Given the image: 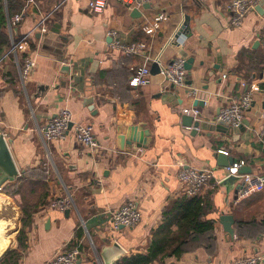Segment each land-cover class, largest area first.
<instances>
[{"label":"crops","instance_id":"obj_1","mask_svg":"<svg viewBox=\"0 0 264 264\" xmlns=\"http://www.w3.org/2000/svg\"><path fill=\"white\" fill-rule=\"evenodd\" d=\"M228 1L152 0L129 10L108 0L95 13L90 0H24L22 19L7 29L8 45L0 51L25 38L18 61L11 56L0 64V131L19 172L0 189L1 199L8 187L24 186L14 196L19 221L12 206L15 231L17 221L20 225L15 247L8 249L18 257L12 264H44L77 243L84 254L76 264H104V247L120 245L125 254L118 261L145 255L155 237L187 244L178 258L160 256L151 264H231L251 255L264 260V189L238 199L233 190L240 183L227 190L220 186L228 158L243 161L251 174H264V0H257L260 10L254 8L238 27L230 25ZM44 17L42 31L35 29ZM116 39L144 49L127 56L111 47ZM25 59L34 67L22 84ZM176 59H192L179 89L164 86L159 69ZM140 67L149 69L150 83L130 87ZM252 87L257 90L242 130L207 129L216 124L220 108ZM194 98L204 106L193 107ZM64 108L74 123L91 125L100 155L85 151L72 130L62 140L42 142L38 129ZM184 117L192 119L191 126H184ZM196 121L205 128H195ZM187 167L213 171L196 196L204 208L196 223L211 224L201 235L178 231L188 210L179 205L187 204L181 198L190 197L177 173ZM67 193L74 200L69 212L49 208L52 198ZM126 202L137 206L140 221L112 231L108 212ZM226 215L232 217L233 235L221 221Z\"/></svg>","mask_w":264,"mask_h":264},{"label":"built area","instance_id":"obj_2","mask_svg":"<svg viewBox=\"0 0 264 264\" xmlns=\"http://www.w3.org/2000/svg\"><path fill=\"white\" fill-rule=\"evenodd\" d=\"M108 0H90L88 8L95 13H101L107 6ZM127 9H139L145 4H149L152 0H118ZM257 5V0H229L226 4V10L231 15L230 25L238 27L241 25L243 19L251 12ZM55 11V9H53ZM50 15V14H49ZM162 17L158 18L160 20ZM22 19V13L15 14L8 20V29L12 30ZM47 17H44L36 25L35 29L42 31L43 24ZM153 28L146 29L147 33H151ZM109 35L113 38H117V33L111 31ZM25 45V38L14 43L11 40V44L8 49L0 55V64L7 58L14 56L15 61L17 59V53L23 51ZM113 49L122 51L125 55H135L139 51L144 49L143 44H128L125 45L116 39L111 45ZM184 60L176 59L164 64H159L160 73L163 77V85L166 87H172L173 89H179L184 87L186 70L184 68ZM34 67V61L32 59H25L22 66L19 68V77L22 84L28 80L31 71ZM150 72L147 67H140L136 69L130 78L129 85L133 88L145 87L150 83ZM257 90V87H252L245 92L239 99L231 102L227 107L219 109L218 114L215 117V123H223L230 129L238 128L243 120L244 114L248 108H250L253 101V93ZM195 93L192 94L194 97ZM196 99V98H194ZM186 113L187 110H182ZM69 130L74 132L77 143L88 151L92 155L98 156L101 153L100 146L96 141L92 127L89 123H74L72 121L71 113L68 109H61L58 114L46 121V123L38 129L40 138L43 143H48L52 140H62L65 138ZM226 154L225 151H221ZM245 163L240 161L233 163L226 168L228 176H235L240 179L242 189L238 191L237 198L244 199L258 193L264 189V174H244L238 173L239 169L243 168ZM213 178L212 169H194L183 168L177 173V180L182 187L183 194L187 197L198 196L207 183ZM222 180V181H223ZM239 187V186H238ZM236 198V199H237ZM74 207V201L71 194L67 193L64 197H55L49 201V208L66 211ZM109 228L112 231L119 229L120 227L131 228L136 226L141 218L140 211L137 206L132 202H126L114 211H109ZM84 251L77 243V245L70 250L57 251L48 261L44 264H76L83 256ZM231 264H263V260L260 256L251 255L235 260Z\"/></svg>","mask_w":264,"mask_h":264},{"label":"trees","instance_id":"obj_3","mask_svg":"<svg viewBox=\"0 0 264 264\" xmlns=\"http://www.w3.org/2000/svg\"><path fill=\"white\" fill-rule=\"evenodd\" d=\"M24 0H0V51L8 45V20L22 11ZM187 204H179L184 210L182 217L178 220V231L180 234L186 235L188 233L203 234L211 229V224L196 223L199 210L203 211L200 207L202 202L198 197L181 198ZM16 217L18 216L15 211ZM18 224V221H17ZM197 236V235H196ZM187 239H157L156 237L151 240L145 255H135L133 257H123L115 264H151L160 256H171L178 258L184 252V247L187 244ZM18 241H20L18 239ZM18 257L15 253H9L0 264H12L17 261Z\"/></svg>","mask_w":264,"mask_h":264},{"label":"water","instance_id":"obj_4","mask_svg":"<svg viewBox=\"0 0 264 264\" xmlns=\"http://www.w3.org/2000/svg\"><path fill=\"white\" fill-rule=\"evenodd\" d=\"M255 8L257 10H260L261 7L257 6ZM191 62H192V59L187 60V62L184 64L185 70H189L190 69V63ZM95 64H96V62L94 63L93 67L95 66ZM152 67H153L152 69L154 71L155 65H153ZM216 68H217V66L214 67V69H216ZM63 71L65 73H67L68 68L67 67H63ZM192 105H193V107H203L204 106V102L200 101L199 99H194ZM183 120L185 122L184 126L189 127V126L192 125V119L190 117L189 118L188 117H184ZM242 125H245V123H242L236 129H230L225 124L219 122V123H216L213 127L208 126V125L206 127H207V129L210 128L211 130H216V131L222 132V131H225V130H228V131L229 130L230 131L242 130V128H243ZM193 126L195 128H198V129L200 127L205 128V124L202 121H196L195 123H193ZM194 132L195 131H193V133ZM218 157H219V159H224V155L222 153H218ZM234 162L235 161L232 158H228L227 162L222 163V165L224 167H228V166H231ZM238 173L240 175L251 174V169H250V167H243V168L239 169ZM18 176H19V172L16 169V167H15L13 161H12V158L10 156V153H9V150H8L7 143L5 141L4 135H2L0 133V189L3 186H5V184L16 180ZM237 182L240 183V179L238 177L228 176L223 181H221L220 186L226 188V190H227L228 186L235 185ZM241 189H242V184H240L239 187H236V189L233 190L234 195L237 196L238 191L241 190ZM66 212H69V211H66ZM221 221H222V223L224 225L225 231L227 233H229L230 235H233V230H232V227H231V225L233 223L232 217L229 216V215L222 216L221 217ZM9 252L10 251L8 250L0 258V261L3 258H5L8 255ZM100 254H101V257L103 259L104 264H114L115 262L119 261V260L115 261L114 259H117L120 256H123L125 254V251L120 247V245H118L116 242H114L111 246L104 247ZM263 263H264V260H263Z\"/></svg>","mask_w":264,"mask_h":264},{"label":"bare ground","instance_id":"obj_5","mask_svg":"<svg viewBox=\"0 0 264 264\" xmlns=\"http://www.w3.org/2000/svg\"><path fill=\"white\" fill-rule=\"evenodd\" d=\"M15 233L12 206L0 198V257L13 245Z\"/></svg>","mask_w":264,"mask_h":264},{"label":"rangeland","instance_id":"obj_6","mask_svg":"<svg viewBox=\"0 0 264 264\" xmlns=\"http://www.w3.org/2000/svg\"><path fill=\"white\" fill-rule=\"evenodd\" d=\"M0 133L3 135V133L0 131ZM24 189V186H22L20 189L18 188V187H16V188H10V187H8L7 189H5L4 190V192H5V194H6V196L8 197H5L6 198V201L7 202H9V204L11 205V206H13V207H15V209H16V211H17V213H18V216H17V219H18V221H19V215H20V211H19V209H20V207L18 206V202H17V200H15V193H16V191L18 192L19 190L20 191H22ZM1 191V190H0ZM26 191H27V189L24 191V193H26ZM67 195V194H66ZM65 195V196H66ZM62 197H64V196H62ZM0 198H2V197H0ZM74 201V200H73ZM22 211V210H21ZM13 213V212H12ZM19 235H20V225H19V223L17 224V228H16V231H15V233H14V244H13V246L11 247V248H14L15 247V244H16V240H17V237L19 238ZM49 260V259H48ZM47 260V261H48Z\"/></svg>","mask_w":264,"mask_h":264}]
</instances>
